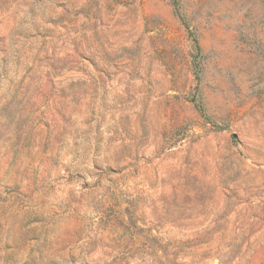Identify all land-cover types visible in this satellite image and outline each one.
Masks as SVG:
<instances>
[{"label":"rangeland","instance_id":"374dc122","mask_svg":"<svg viewBox=\"0 0 264 264\" xmlns=\"http://www.w3.org/2000/svg\"><path fill=\"white\" fill-rule=\"evenodd\" d=\"M0 264H264V0H0Z\"/></svg>","mask_w":264,"mask_h":264}]
</instances>
